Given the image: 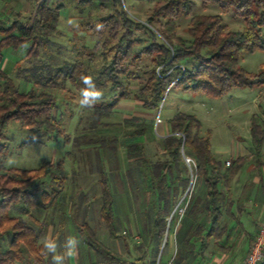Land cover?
<instances>
[{
    "label": "trees",
    "instance_id": "16d2710c",
    "mask_svg": "<svg viewBox=\"0 0 264 264\" xmlns=\"http://www.w3.org/2000/svg\"><path fill=\"white\" fill-rule=\"evenodd\" d=\"M87 1L79 0V5L83 6ZM112 3L115 15L99 20L97 31L89 30L97 39L94 51L108 49V52L113 53L109 64L97 73L95 89L110 85L112 91L117 92L111 103L103 102L94 107L95 121L108 115L121 101L129 99L130 94L121 78H126L128 82L141 80L140 71L150 67L139 68L145 59L153 67L144 70L147 80L136 99L150 112L159 113L173 88L215 98L223 97L236 87L264 88V70L253 74L239 67L244 53L264 50V0H217L221 11L226 13L233 10L244 19L246 27L240 32L229 31L220 15L195 16L196 3L193 0H156L146 22L132 19L123 8L122 0H113ZM62 8L63 5L53 8L51 0H42L31 20L32 24L26 25L17 20L6 31L4 23L0 22V33L5 36L0 41V60L2 52L9 48H27V58L38 56L41 50L47 49L51 36L58 30ZM180 19L190 20V41L175 37ZM117 23L125 27L124 34L120 36L118 30H113ZM156 23L159 28L154 26ZM149 26L154 27L155 31ZM12 31H16V34ZM106 33L108 37H105ZM111 33L114 39L118 38V43L112 47ZM138 33L149 35L152 41L140 51L135 50L141 44V41L135 40ZM42 72H47L48 78ZM31 73L33 85L43 84L44 81L49 84H55L56 81L70 82L82 93L89 90L82 78L92 77V72L79 62H66L58 68L42 66ZM59 111L60 105L50 93H39L33 88L24 91L6 72L0 70V264H15L25 253L42 260V241L47 226L34 219L33 212L61 200L68 182L65 172L61 170L56 174L51 163L33 170H6L3 157L7 147L1 142L3 130L10 121H17L38 133L37 137H30L22 145L45 144V140L53 136L65 135L59 124ZM169 124L170 133L162 139L169 160L151 163L144 144L137 142V138L147 134L145 127L135 131L129 138L130 142L125 145V160L144 164L145 179L155 196L157 212L149 226L155 264L159 255L161 263L166 252L167 243L162 252L161 248L166 234L167 240L171 235L174 214L170 221L168 218L179 198L189 188L191 176L203 182V193L193 191L186 195L180 228L174 235L177 250L173 264H192L197 255L207 252L211 241L220 243L228 233V227L224 224L225 216L236 219L231 188L239 172L249 164V160L255 162L258 171L264 169V160L261 158L264 121L259 122L255 118L251 121L255 153L237 158L230 166L215 157L211 147V131L203 132V123L195 114L178 112L169 120ZM182 149L194 162L190 168L184 161ZM111 150L115 155L118 149L113 147ZM101 190V217L110 237L115 239L118 238L115 223L118 198L111 192L107 177L101 180ZM16 208L19 215L13 217L11 211ZM25 217L35 222L38 228L30 225ZM85 230L86 243L91 251L101 256V263L119 261L113 251L98 241L96 232L88 225ZM198 241L201 242L199 250L196 248ZM6 245L8 248L4 249ZM222 249L229 251L228 248ZM34 264L41 263L37 261ZM260 264H264V261Z\"/></svg>",
    "mask_w": 264,
    "mask_h": 264
},
{
    "label": "rangeland",
    "instance_id": "374dc122",
    "mask_svg": "<svg viewBox=\"0 0 264 264\" xmlns=\"http://www.w3.org/2000/svg\"><path fill=\"white\" fill-rule=\"evenodd\" d=\"M193 1L196 3L195 16L220 15L229 31L240 32L245 29L244 19L233 10L226 13L221 11L217 0ZM41 2L42 0H0V22L4 23L6 31H9L17 20L30 25ZM112 2L113 0H88L82 6L79 5V0H51L53 8L59 5H63V8L60 11L58 30L51 36L48 48L41 50L38 56L30 58L26 57L27 48L17 50L9 48L2 52L0 65H6V73L22 90L28 91L33 88L39 93H50L56 98L60 105L59 124L65 133L64 136H53L50 140H45V144L22 145L30 137H37L38 133L25 128L20 122L10 121L3 130L4 138L1 140L7 147L6 155L3 157L5 169L33 170L51 163L56 174L62 170L68 176L63 198L55 204H49L48 208H39L33 212V218L47 226L42 241L44 248L42 260L25 253L15 264H34L37 261L41 264H52L51 254L44 247L45 241H54L58 245V251L62 252L69 237H76L80 243L77 254L67 259L66 264H155L154 246L149 240L150 222L157 212L154 205L155 196L150 190L148 180L145 179L144 164L139 161L128 163L125 160V145L130 142L131 135L142 127L147 128L148 132L145 136L137 138V142L144 144L147 156L153 164L169 160L162 142L170 133V124L166 117L178 112L198 115L203 123V132L211 131L212 151L222 163L231 161L232 164L233 159L236 160L234 157L255 153L251 121L253 118L259 122L264 121L262 87L253 89L236 87L219 98L173 88L163 102L164 108L161 111L163 120L161 125L169 127L166 134H163L161 125L156 126L158 113L144 109L142 102L136 99V95L147 80L144 70L153 67L148 59L139 65V68L150 66L140 71V76L143 77L141 80L128 82L126 78H121L130 94L129 99L121 101L113 111L99 121L94 120V107L103 102L109 104L117 96V92L112 91L110 85L98 89L102 92V98L83 107L81 90L70 82L56 81L55 84H49L44 81L43 84L33 85L31 71H38L42 66L58 68L66 62L84 64L92 72L91 80L93 83L96 82L97 73L104 65L109 64L113 53L108 52V49L94 51L97 39L89 30L97 31L99 20L108 18L111 14L115 15ZM122 4L132 19L146 22L154 10L156 0H122ZM178 25L175 37L190 41V20L180 19ZM154 26L159 28L158 23ZM113 30H118L120 36L124 34L125 27L123 24L118 26L117 23ZM12 32L16 34V31ZM108 36L106 33L105 37ZM4 37V34L0 33V41ZM135 40L141 41V44L135 47L136 51L142 50L152 42L149 35L142 33L136 34ZM117 43L118 38L112 37L110 46H116ZM239 67L249 73H260L264 70V50L244 53L239 61ZM42 73L48 78L47 72ZM113 147L118 149L115 155L112 154ZM261 158L264 160V145ZM185 163L191 167L186 161ZM254 163L253 160H249V164ZM249 164L242 169L245 175L251 174L252 170H248ZM104 177H107L111 192L118 198L115 217L118 238L115 239L110 237L100 213L101 180ZM47 181L49 182V179ZM191 182L193 185L190 192H204L203 182L192 176ZM187 190L179 198L168 218L170 221L174 214L171 235L165 242L166 252L160 264H168L176 255L174 235L180 228ZM244 202L245 200H242V204ZM249 203L250 208L254 210L255 202ZM11 215L17 217L18 209L11 211ZM25 218L30 225L38 228L29 217ZM224 224H231L227 216L224 218ZM87 225L97 233L98 241L115 253L118 262H100L101 256L91 251L86 243ZM232 234L239 237L243 233L242 230L235 228ZM221 242L211 241L206 254L229 255L232 250H237V254L245 258L252 246L245 243L230 245L225 243V240ZM171 247L172 253L169 254ZM7 248V245L4 246V249ZM196 248L197 250L201 248L200 241L196 243ZM222 248H228L229 251L226 252ZM159 259L160 255L156 264H159Z\"/></svg>",
    "mask_w": 264,
    "mask_h": 264
},
{
    "label": "crops",
    "instance_id": "0c3cea01",
    "mask_svg": "<svg viewBox=\"0 0 264 264\" xmlns=\"http://www.w3.org/2000/svg\"><path fill=\"white\" fill-rule=\"evenodd\" d=\"M0 62L2 61L0 60ZM5 69L6 65H0V70L6 72ZM173 116L174 114L169 115L168 117H166V120L169 122V120L172 119ZM196 116L198 117V115ZM167 130H169L168 126L161 125V131L163 132V134H166ZM243 156L246 155H239L234 158L237 159ZM243 170H241L237 177L234 179L231 188L232 198L234 201L233 214L236 219L229 218L231 220V224H225L228 227V233L221 240H225V243L230 245H235L236 243L240 245L244 243L251 245L253 238H255L258 233L260 224L264 220V169L262 170V172H260L257 170L254 164H249L248 170H252L251 174L245 175L242 172ZM241 199L245 200L243 204ZM251 201L255 202L254 210L250 208L249 202ZM236 220L239 223H237ZM235 228L242 230L243 234L239 237H235L232 234V230H235ZM46 239H48V237ZM171 250L172 247L170 248L169 254L172 253ZM236 254L237 250H232L229 255L222 254L210 256L206 253H204V255L200 253L199 255H197L196 259H194L192 264H242L246 257L242 258L238 254ZM206 259H208V261ZM183 264H186V262H184Z\"/></svg>",
    "mask_w": 264,
    "mask_h": 264
},
{
    "label": "clouds",
    "instance_id": "9594fccd",
    "mask_svg": "<svg viewBox=\"0 0 264 264\" xmlns=\"http://www.w3.org/2000/svg\"><path fill=\"white\" fill-rule=\"evenodd\" d=\"M83 82L89 86L88 91L82 93L83 100L81 106H87L92 100H99L102 98V92L95 89L94 83L89 78H82ZM79 239L76 237H69L65 243L64 251H58V245L52 240H46L44 247L52 257V264H66V260L75 256L78 251Z\"/></svg>",
    "mask_w": 264,
    "mask_h": 264
},
{
    "label": "built area",
    "instance_id": "2783aa9c",
    "mask_svg": "<svg viewBox=\"0 0 264 264\" xmlns=\"http://www.w3.org/2000/svg\"><path fill=\"white\" fill-rule=\"evenodd\" d=\"M162 109H163V105L160 107V111H159V113L157 115L156 126L163 124V120L161 118ZM186 162L190 166H192V164H194L193 160L191 158H189V157H186ZM226 164H227V166H230L231 165V161H227ZM164 240L165 241L163 243L164 244L163 248L165 246V242L167 241V235H166ZM159 260H158V262H159ZM263 261H264V220L260 224L256 240L253 242V244H252V246L250 248L249 254L247 255L246 259L243 261L242 264H260ZM168 264H173V259Z\"/></svg>",
    "mask_w": 264,
    "mask_h": 264
},
{
    "label": "water",
    "instance_id": "95a60500",
    "mask_svg": "<svg viewBox=\"0 0 264 264\" xmlns=\"http://www.w3.org/2000/svg\"><path fill=\"white\" fill-rule=\"evenodd\" d=\"M182 156H183V158H184L185 161H186V157H187V156L185 155L183 149H182ZM192 185H193V182L190 183V186H189V189H188V191H187V194L190 192V189H191ZM166 235H167V234H166ZM164 241H165V240H164ZM163 245H164V244H163ZM162 250H163V246H162ZM162 250H161V252H162Z\"/></svg>",
    "mask_w": 264,
    "mask_h": 264
}]
</instances>
